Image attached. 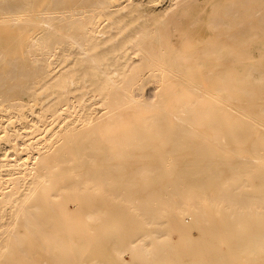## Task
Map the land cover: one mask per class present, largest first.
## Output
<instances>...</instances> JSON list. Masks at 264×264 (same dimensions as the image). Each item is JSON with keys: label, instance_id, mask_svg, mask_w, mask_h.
<instances>
[{"label": "bare ground", "instance_id": "1", "mask_svg": "<svg viewBox=\"0 0 264 264\" xmlns=\"http://www.w3.org/2000/svg\"><path fill=\"white\" fill-rule=\"evenodd\" d=\"M155 1L0 0V264H264V0Z\"/></svg>", "mask_w": 264, "mask_h": 264}, {"label": "rangeland", "instance_id": "2", "mask_svg": "<svg viewBox=\"0 0 264 264\" xmlns=\"http://www.w3.org/2000/svg\"><path fill=\"white\" fill-rule=\"evenodd\" d=\"M227 1H229V0H203L201 2V4L199 5V9H201V10L205 9V11L204 12L194 11L191 13V14L196 13L197 16H199L201 18V21H199V23L197 24L198 29L196 31H194V33H197L196 35H198L199 38L200 37L204 38L205 36L212 34V32L209 29H207V27H206V25L208 24L209 16H210L209 15L210 4L222 5V4H225ZM230 1H232V0H230ZM171 2H172V0H156L154 4H155V7H157V9H159V11H160V9H163L164 7L169 6ZM187 9L190 10L191 8H187ZM191 10H193V9H191ZM248 14H249L248 12L244 13L243 17H247ZM134 15L136 16V13ZM166 15H168V14H166ZM134 25H135V23H133L132 27H134ZM186 29H187V25H181V27L179 29H177V30L175 29L176 34H174V37H173L174 39L172 38L173 41H177L183 34H185ZM176 36H177V38H176ZM257 40L258 41H264L263 38H258ZM253 48L259 49V48H264V46H252L251 49H253ZM252 58L255 61H259L263 58V55H260L258 53H254L252 55ZM146 93H148V94H146ZM143 98H145L146 100H149L150 98H152V96H150V94H149L148 88L145 89V95Z\"/></svg>", "mask_w": 264, "mask_h": 264}]
</instances>
